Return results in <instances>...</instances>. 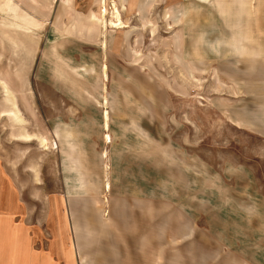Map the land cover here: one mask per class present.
Returning <instances> with one entry per match:
<instances>
[{"label":"rangeland","instance_id":"rangeland-1","mask_svg":"<svg viewBox=\"0 0 264 264\" xmlns=\"http://www.w3.org/2000/svg\"><path fill=\"white\" fill-rule=\"evenodd\" d=\"M101 1L0 0V264H264V0Z\"/></svg>","mask_w":264,"mask_h":264},{"label":"crops","instance_id":"crops-1","mask_svg":"<svg viewBox=\"0 0 264 264\" xmlns=\"http://www.w3.org/2000/svg\"><path fill=\"white\" fill-rule=\"evenodd\" d=\"M99 2L102 4V1L101 0H93V6H94V4L96 5V7H97V5H99ZM106 5V4H105ZM103 7V6H102ZM101 7V8H102ZM91 12H95L97 15H98V12H97V10H90L87 14H84V15H87V16H89L90 14H91ZM86 16V17H87ZM56 264H58V262L56 263Z\"/></svg>","mask_w":264,"mask_h":264},{"label":"bare ground","instance_id":"bare-ground-1","mask_svg":"<svg viewBox=\"0 0 264 264\" xmlns=\"http://www.w3.org/2000/svg\"><path fill=\"white\" fill-rule=\"evenodd\" d=\"M115 6H116V5H115ZM115 8H116V7H115ZM103 10H104V11H102V12H103L102 15L104 16V14L106 13L107 9L104 8ZM115 10H116V9H115ZM114 14H115V13H114ZM117 14H118V13H117ZM115 23H116V22H115ZM120 23L122 24V22L119 21V23L117 22L116 25H118V24H120ZM23 135H24V134H23Z\"/></svg>","mask_w":264,"mask_h":264}]
</instances>
